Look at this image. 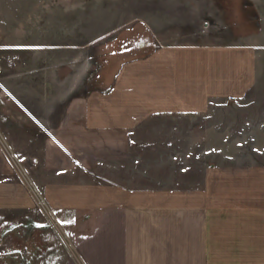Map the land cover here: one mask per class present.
Segmentation results:
<instances>
[{
    "label": "rangeland",
    "instance_id": "374dc122",
    "mask_svg": "<svg viewBox=\"0 0 264 264\" xmlns=\"http://www.w3.org/2000/svg\"><path fill=\"white\" fill-rule=\"evenodd\" d=\"M198 45L255 53V84L203 113L144 116L124 142L109 125L87 124L122 63L162 46ZM79 55L90 72L68 99L53 100ZM82 135L83 148L123 143L128 155L94 164L76 159L72 144L60 145L58 158V139ZM0 152L12 168L0 175L4 193L22 184L32 202L0 204V264H88L73 212L61 210L76 201L77 186L201 190L209 182L220 195L228 182L264 179V0H0Z\"/></svg>",
    "mask_w": 264,
    "mask_h": 264
},
{
    "label": "crops",
    "instance_id": "0c3cea01",
    "mask_svg": "<svg viewBox=\"0 0 264 264\" xmlns=\"http://www.w3.org/2000/svg\"><path fill=\"white\" fill-rule=\"evenodd\" d=\"M255 61V53L227 46L159 47L120 65L107 96L99 92L95 99V112L87 114L88 121L92 118L87 124L109 125L113 140L124 142L129 129L144 116L203 113L213 100L237 99L246 93L258 76ZM64 140L51 144L57 146L60 159L65 153L57 148L69 150L72 144L76 159L90 156L94 164L102 157L128 155L123 143L104 151L100 146L83 148V135L72 137V143ZM11 172L0 152V175ZM260 176L238 182L237 187L228 182L220 195L212 193L209 182L201 190L77 186L68 188L77 192L76 201H66L61 210L73 212L76 246L88 264H264V179ZM7 189L5 194L0 186V204L11 199L8 207L15 209L32 203L24 185Z\"/></svg>",
    "mask_w": 264,
    "mask_h": 264
},
{
    "label": "bare ground",
    "instance_id": "6f19581e",
    "mask_svg": "<svg viewBox=\"0 0 264 264\" xmlns=\"http://www.w3.org/2000/svg\"><path fill=\"white\" fill-rule=\"evenodd\" d=\"M21 28H22V26H21ZM18 29H19L18 32L22 33V30L20 28H18ZM79 57L81 58L82 56L79 55L78 58L74 62L71 63L72 73L70 74V76H68L64 80L58 81L59 86L67 87V89L65 90V93H62V95H61V93L59 92V94H56V97L54 95L53 100H56V99L64 100L65 98H67V96H70L74 92H76L75 90L78 87L77 83L81 82L83 80L84 76H86V74H88L90 72L91 61L90 60H84V62L81 63V60Z\"/></svg>",
    "mask_w": 264,
    "mask_h": 264
}]
</instances>
